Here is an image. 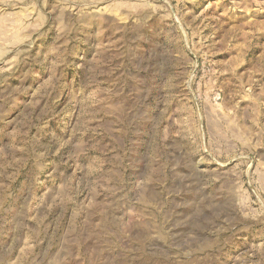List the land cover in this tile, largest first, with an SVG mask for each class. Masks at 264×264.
<instances>
[{
    "label": "rangeland",
    "instance_id": "374dc122",
    "mask_svg": "<svg viewBox=\"0 0 264 264\" xmlns=\"http://www.w3.org/2000/svg\"><path fill=\"white\" fill-rule=\"evenodd\" d=\"M0 264H264V0H0Z\"/></svg>",
    "mask_w": 264,
    "mask_h": 264
}]
</instances>
